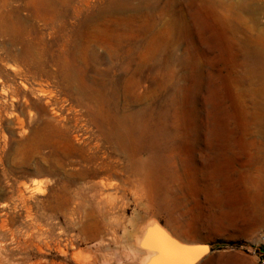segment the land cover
Returning a JSON list of instances; mask_svg holds the SVG:
<instances>
[{"label": "rangeland", "instance_id": "1", "mask_svg": "<svg viewBox=\"0 0 264 264\" xmlns=\"http://www.w3.org/2000/svg\"><path fill=\"white\" fill-rule=\"evenodd\" d=\"M90 1L93 18L99 23L107 20L104 24L116 30L123 45L116 54L106 51L99 63H92L96 70H103L104 77L94 76L91 66L90 76L97 82L89 93L99 91L103 79L112 87L132 77L143 86L140 93L147 99L140 107H146L168 99L185 100L188 90L198 101L203 72L210 77L224 76L230 82L229 3L233 0H123L124 8L113 9L107 7L112 0H104L106 4ZM132 2L139 9L127 5ZM28 3L0 0V264H139L140 255L132 248L130 237L134 225L153 216L169 222L183 239L211 246V254L199 264H263L258 250L264 247V203L260 190L248 179L255 163L246 146L245 155H239L236 163H224L216 187L206 190L195 169L187 167L184 155L180 156L182 148L177 152V169L160 159L163 179L170 180L168 173L178 171L179 175L173 174L184 182L179 206L173 215L156 214L144 200L137 204L131 194L115 195L116 206L109 210L107 219L118 225L117 238L110 229L97 231V216L72 212V203L61 209L55 159L48 158L51 151L41 141L57 140L58 131L65 129L76 143V135L93 138L95 130L86 110L88 92L66 81L56 62L64 39L69 38L72 51L78 55L80 41L68 31H60L58 21L55 27L47 26L34 16ZM255 3L260 7L256 16L264 28V0ZM192 62L197 68L189 66ZM182 142L179 138L177 147ZM179 184L172 182L175 188ZM226 242L245 246H216ZM77 252L83 260L89 259L79 262L74 258Z\"/></svg>", "mask_w": 264, "mask_h": 264}, {"label": "bare ground", "instance_id": "2", "mask_svg": "<svg viewBox=\"0 0 264 264\" xmlns=\"http://www.w3.org/2000/svg\"><path fill=\"white\" fill-rule=\"evenodd\" d=\"M8 1L1 0L2 3ZM29 2L34 16L43 19L47 26L55 27L58 21L60 25L56 27L60 31H68L80 41L81 53L78 55L72 51L73 45L67 41L69 38L64 39L63 50L56 62L66 81L79 84L83 92H88L89 103L86 110L95 130L93 138L90 135H76V143L65 129L58 131L57 140L41 141L51 151L48 158L55 159L56 190L61 200V209L72 203V212L97 216V231L110 229L117 238L118 225L107 219L109 210L116 206L115 195L131 194L137 204L144 200L149 210L156 214L166 212L173 215L179 206L177 199L179 192L184 189V182L176 179L178 171H173L176 175L168 173L170 180L163 179L160 174L163 166L158 164L160 159L164 158L163 162H168L172 168L177 169L178 157L184 155L185 164L195 169L199 182L206 190L209 186L216 187L224 170V163L227 160L236 163L237 157L245 152V146L255 163L250 177H247L260 190L264 203V28L256 16L260 11L256 0H233L229 3L232 11L229 23L230 44L232 43L233 50V71L229 73V83L226 82V77L219 78L220 72L218 77H210L202 71L198 101L195 99L196 95L188 90L185 100L168 99L162 103L152 102L146 107H140L147 99L140 93L143 86L132 77L123 84L112 83V87L108 85V80L103 79L99 82L100 90L89 93L93 82H97L95 74L104 77L103 70H96L92 63H99L106 51L116 54L123 45L122 39L116 36V30L104 24L107 20L99 23L97 18H93L90 0H79L78 3H75L76 0ZM108 2L107 7L111 9L124 8L123 0L120 3L116 0ZM99 3L106 4L104 0ZM217 4L224 6L227 3ZM127 5L138 8L133 2ZM106 8L104 6L103 9ZM18 20L21 22L23 18L18 15ZM18 29L20 32L24 31ZM190 65L197 68L195 62L189 63ZM91 66L95 69L94 80L90 76ZM179 138L183 142L177 147ZM180 150L179 156L177 152ZM172 182L180 183L179 187H173ZM110 189L115 191L109 192ZM157 221L162 222L153 216L134 225L135 230L130 238L132 248L140 255L139 264H151L157 256L156 252L145 246V239L156 228ZM164 225L179 239L191 242L183 239L169 222ZM81 253L73 254L74 258L79 262H86L89 258L83 260Z\"/></svg>", "mask_w": 264, "mask_h": 264}, {"label": "water", "instance_id": "3", "mask_svg": "<svg viewBox=\"0 0 264 264\" xmlns=\"http://www.w3.org/2000/svg\"><path fill=\"white\" fill-rule=\"evenodd\" d=\"M156 223L145 239L147 249L157 253L151 264H199L211 254L209 244L183 241L163 222Z\"/></svg>", "mask_w": 264, "mask_h": 264}, {"label": "trees", "instance_id": "4", "mask_svg": "<svg viewBox=\"0 0 264 264\" xmlns=\"http://www.w3.org/2000/svg\"><path fill=\"white\" fill-rule=\"evenodd\" d=\"M216 246H218L219 248L227 247V246H229V247H242V246H245V244L242 242H226V243L217 244ZM263 250H264L263 248H260L258 251L260 253H262Z\"/></svg>", "mask_w": 264, "mask_h": 264}, {"label": "built area", "instance_id": "5", "mask_svg": "<svg viewBox=\"0 0 264 264\" xmlns=\"http://www.w3.org/2000/svg\"><path fill=\"white\" fill-rule=\"evenodd\" d=\"M263 241H264V234H263ZM264 249V247H262ZM260 253V252H259ZM261 255V260H262V263L264 264V250L262 253H260Z\"/></svg>", "mask_w": 264, "mask_h": 264}]
</instances>
